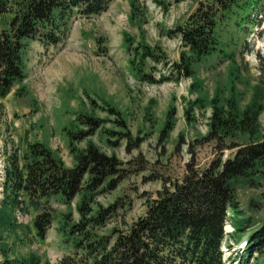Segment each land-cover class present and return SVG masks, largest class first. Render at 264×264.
<instances>
[{
  "label": "rangeland",
  "instance_id": "1",
  "mask_svg": "<svg viewBox=\"0 0 264 264\" xmlns=\"http://www.w3.org/2000/svg\"><path fill=\"white\" fill-rule=\"evenodd\" d=\"M199 1L111 0L100 14H73L58 45L28 40L25 77L0 98V198L10 154L21 158L28 144L40 142L72 167L76 153L91 144L118 161L119 170L112 176L115 187L95 195L93 204L96 210L117 203V211L94 228L108 234L127 229L143 215L165 183L182 178L190 159L197 168L206 166L215 155L214 139L207 138L210 100L230 92L232 59L215 55L202 60L191 76L176 67L185 48L172 31ZM261 19L247 34L232 26L222 31L242 73L236 83L242 106L264 80V14ZM231 39L239 41L235 48ZM142 72L151 78H142ZM259 121L264 133V111ZM230 153L225 150L223 157ZM256 180L255 185H235L238 212L229 211L228 218L240 215L251 226L242 237H226V264H239L228 258L240 252V243L264 218V177ZM19 199H24L25 210H18V221L27 227L0 236V248L7 244L11 255L36 252L41 264H60L63 256L73 255L72 243L64 242L58 227L65 217L67 229L80 221L78 197L70 203L51 197L41 201L39 209ZM49 210L52 223L44 238L37 237L32 220L37 212ZM225 224L227 230L233 225L229 220ZM247 264H253V258Z\"/></svg>",
  "mask_w": 264,
  "mask_h": 264
},
{
  "label": "trees",
  "instance_id": "2",
  "mask_svg": "<svg viewBox=\"0 0 264 264\" xmlns=\"http://www.w3.org/2000/svg\"><path fill=\"white\" fill-rule=\"evenodd\" d=\"M110 1L0 0V98L25 77L23 54L28 40L37 38L45 47L58 45L67 35L73 14H100ZM263 14L264 0H200L172 31L185 48L175 65L187 76L192 75L195 64L212 56L232 59L230 92L210 100L213 109L207 138L214 139L215 155L206 166L197 168L190 159L182 178L168 186L165 183L147 202L144 214L127 229L101 234L95 226L100 221L103 224L118 205L94 210L93 204L95 195L115 187L112 176L119 170L117 159L89 144L76 153V163L67 167L43 143H30L21 158L16 153L7 158L0 199L1 238L4 233L27 227L16 217L17 210H25L20 197L36 209L51 197L63 203L78 197L80 221L67 229L65 217L58 227L74 252L63 256L60 264H225L227 259L221 251L224 237H240L245 227L251 226L247 218L231 217L234 231L224 234L227 212H238L235 185H255L257 178L264 177V133L259 121L264 111V80L242 106L236 87L242 73L236 58L229 55L230 43L223 39L222 31L232 26L247 34L261 23ZM231 41L234 48L239 44ZM141 77L151 78L144 72ZM84 118L96 121L90 116ZM227 149L231 153L224 158ZM53 218L50 210L36 213L32 224L37 237H45ZM246 242L244 252L231 255L229 261L238 256L239 264H247L251 258L253 264H264V218L249 232ZM0 250V264H41L36 252L11 255L4 243Z\"/></svg>",
  "mask_w": 264,
  "mask_h": 264
}]
</instances>
